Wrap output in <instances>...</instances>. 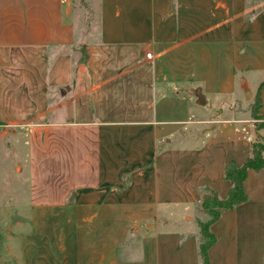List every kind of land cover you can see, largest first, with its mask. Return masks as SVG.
Wrapping results in <instances>:
<instances>
[{
    "label": "crops",
    "instance_id": "1",
    "mask_svg": "<svg viewBox=\"0 0 264 264\" xmlns=\"http://www.w3.org/2000/svg\"><path fill=\"white\" fill-rule=\"evenodd\" d=\"M19 132L0 264H204L202 198L264 137V0H0V150ZM243 185L206 264H264V166Z\"/></svg>",
    "mask_w": 264,
    "mask_h": 264
},
{
    "label": "rangeland",
    "instance_id": "2",
    "mask_svg": "<svg viewBox=\"0 0 264 264\" xmlns=\"http://www.w3.org/2000/svg\"><path fill=\"white\" fill-rule=\"evenodd\" d=\"M250 96V95H248ZM3 140V145L1 146L0 153H3L2 162H4L1 170H0V195L4 205L8 206L6 200L9 198H15V201L12 203L14 207L22 205L23 197L25 194V190H27V186L25 185V177L27 174L26 171V163L25 155L27 149L28 138H25L23 132H19L16 136H12L11 134L7 135ZM2 151V152H1ZM209 193V192H208ZM207 193V194H208ZM10 195V196H9ZM206 195V194H205ZM203 199V198H202ZM11 204V205H12ZM4 206V207H7ZM201 214L197 217L204 222L207 223L211 219V215L207 212L206 209L202 207L201 204ZM1 218L3 221V225H10L14 221L19 220L20 217L18 212L15 210H10L7 213V216ZM195 223V220H194ZM203 223V224H204ZM201 224H197L199 227L200 235H201ZM191 227H193V223L191 221ZM209 242V238H202L201 243Z\"/></svg>",
    "mask_w": 264,
    "mask_h": 264
},
{
    "label": "trees",
    "instance_id": "3",
    "mask_svg": "<svg viewBox=\"0 0 264 264\" xmlns=\"http://www.w3.org/2000/svg\"><path fill=\"white\" fill-rule=\"evenodd\" d=\"M253 118L256 121L261 119L256 111H253ZM257 126L260 127V123ZM263 152L264 137H259L251 144V154L243 165L237 166L230 162L225 166L224 178L233 183L227 198L220 199L213 191L203 197L202 207L211 215L210 221L201 225L202 238H209V242L201 243V255L205 261L204 264H206L207 249L214 241V236L208 230L209 224L219 217L222 210L231 208L246 200L243 182L249 169L259 170L264 166Z\"/></svg>",
    "mask_w": 264,
    "mask_h": 264
},
{
    "label": "built area",
    "instance_id": "4",
    "mask_svg": "<svg viewBox=\"0 0 264 264\" xmlns=\"http://www.w3.org/2000/svg\"><path fill=\"white\" fill-rule=\"evenodd\" d=\"M146 56H147L148 58H150V57H151V54L148 52V53H146ZM247 140H248V141H251V137H250V136H247Z\"/></svg>",
    "mask_w": 264,
    "mask_h": 264
}]
</instances>
